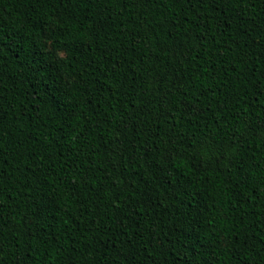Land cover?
<instances>
[{"label": "trees", "instance_id": "trees-1", "mask_svg": "<svg viewBox=\"0 0 264 264\" xmlns=\"http://www.w3.org/2000/svg\"><path fill=\"white\" fill-rule=\"evenodd\" d=\"M0 264H264V0H0Z\"/></svg>", "mask_w": 264, "mask_h": 264}]
</instances>
